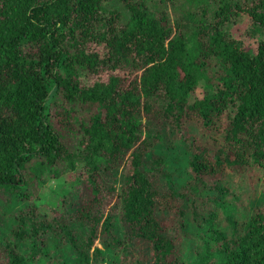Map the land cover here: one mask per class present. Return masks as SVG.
Wrapping results in <instances>:
<instances>
[{"label":"trees","instance_id":"obj_1","mask_svg":"<svg viewBox=\"0 0 264 264\" xmlns=\"http://www.w3.org/2000/svg\"><path fill=\"white\" fill-rule=\"evenodd\" d=\"M109 1L0 0V193L18 201L4 264H264V206L239 223L228 184L264 186V38L252 50L232 33L245 15L248 35H264V0H119L125 20ZM169 5L183 12L176 24ZM151 118L189 146L180 190L170 173L162 193L148 175L164 163L146 161L161 137ZM75 124L72 149L62 134ZM59 164L82 166L92 192L62 209V233L30 202V184ZM122 165L116 213L102 176ZM170 215L180 235L192 230L187 246Z\"/></svg>","mask_w":264,"mask_h":264},{"label":"rangeland","instance_id":"obj_2","mask_svg":"<svg viewBox=\"0 0 264 264\" xmlns=\"http://www.w3.org/2000/svg\"><path fill=\"white\" fill-rule=\"evenodd\" d=\"M108 9L113 8L119 10L124 20L128 18V11L124 4L119 0H112L106 3ZM178 6L169 5L171 21L177 23L182 17V10H176ZM184 23V21H182ZM249 21L245 15H240L232 25V33L240 37L244 44L250 47L252 50H256L258 42L264 38L262 34L248 35ZM89 77H86V81H90ZM204 93V87L199 85L193 94L194 97L202 96ZM76 110L81 118H87L91 110L84 105H76ZM145 128L152 134L160 133L161 137H153L151 139V146L146 152V161L151 164L156 158H162L164 163H156L153 168L148 172V175L153 185L162 193L165 192L168 187L166 174H171L173 179H177L176 186L179 190L189 182V177L186 172L189 155V146L187 144H180L174 138V131L172 125L167 121H158L151 118L145 121ZM62 138L67 145L74 149L77 146L79 138V131L77 125H73L71 129L65 130L62 134ZM60 169L58 175L47 172L42 177L45 179L43 183H31L30 189L33 193L30 202L37 203L40 211L49 219L52 225L57 231H62L63 219L61 218V211L63 208L75 211L80 203L91 197V185L86 178L85 170L82 166H79L76 171H70L65 167V164H59L56 166ZM127 173V168L122 165L118 169H112L103 174L102 180L108 187L116 189V196L111 205V208L117 213L119 212L120 205V187L124 182V177ZM254 180V188L251 186V181L248 175H237L229 177L228 184L230 185L231 195L229 199L237 205L236 218L241 223L245 217L253 212L255 208L264 206V186L263 184ZM177 188V189H178ZM64 199V201L62 200ZM176 205L178 202L173 201ZM18 201L15 196L12 199L6 200V195L0 193V237H10L9 229L11 222V214L17 208ZM175 215H170L167 220V224L171 225L168 230L169 235L177 242L183 241L184 237H190L186 242V246L192 239V230L185 236L180 235L178 230V220ZM176 221V222H175ZM62 233V232H61ZM96 245L101 246L100 239L96 240ZM181 244V243H180ZM144 249L143 254H146ZM107 258L111 257V253H106ZM135 256L129 255V258ZM143 256V255H142ZM0 263L4 264V259L0 255Z\"/></svg>","mask_w":264,"mask_h":264}]
</instances>
